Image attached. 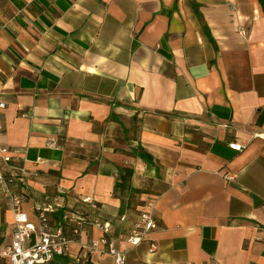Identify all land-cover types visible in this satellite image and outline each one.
<instances>
[{"label": "crops", "instance_id": "crops-1", "mask_svg": "<svg viewBox=\"0 0 264 264\" xmlns=\"http://www.w3.org/2000/svg\"><path fill=\"white\" fill-rule=\"evenodd\" d=\"M263 2L0 0V145L24 153L30 220L51 205L72 239L50 264H115L70 216L117 236L147 202L127 264H264ZM13 233L0 190V264Z\"/></svg>", "mask_w": 264, "mask_h": 264}, {"label": "built area", "instance_id": "built-area-1", "mask_svg": "<svg viewBox=\"0 0 264 264\" xmlns=\"http://www.w3.org/2000/svg\"><path fill=\"white\" fill-rule=\"evenodd\" d=\"M5 106L0 103V108ZM231 147L241 152L243 146L232 144ZM25 160L24 153L19 150H11L0 145V190L8 200L14 221V233L12 240L1 250V256L8 260L9 264H50L58 258L69 255L72 239L66 234L65 226L59 225L51 228L49 216L54 211L51 205L37 206L38 225H35L23 209V195L16 191L15 187L23 183L27 177L25 167L20 163ZM5 169L8 173H5ZM231 179L230 176H227ZM85 203L93 204L89 198L83 200ZM155 206L147 202L139 220L130 229L128 234L114 236L112 225L105 221H90L88 217H81L77 214L70 216L76 227L75 234L88 224L99 228L104 238L101 241H93L89 249L94 253L111 256L115 264H127L128 252L139 246L144 241H149V235L156 229L157 223L154 217ZM126 220L123 215L121 221ZM68 221V217L64 218ZM100 245L103 246L100 249ZM157 245L150 244V252L156 253Z\"/></svg>", "mask_w": 264, "mask_h": 264}, {"label": "trees", "instance_id": "trees-1", "mask_svg": "<svg viewBox=\"0 0 264 264\" xmlns=\"http://www.w3.org/2000/svg\"><path fill=\"white\" fill-rule=\"evenodd\" d=\"M264 3V2H263ZM142 158L144 159L145 158V155L142 154Z\"/></svg>", "mask_w": 264, "mask_h": 264}]
</instances>
